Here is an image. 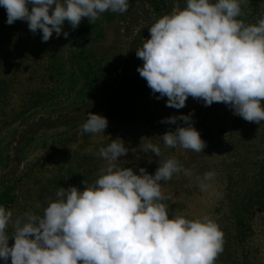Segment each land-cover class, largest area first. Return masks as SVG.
<instances>
[{
	"label": "clouds",
	"instance_id": "obj_1",
	"mask_svg": "<svg viewBox=\"0 0 264 264\" xmlns=\"http://www.w3.org/2000/svg\"><path fill=\"white\" fill-rule=\"evenodd\" d=\"M247 0H186L152 22L150 38L136 49L137 67L156 98L181 109L189 96L205 106L224 103L249 122L264 121V18L246 24ZM31 6V7H30ZM130 0H0L6 23L26 21L42 42L59 37L65 21L73 29L82 19L92 24L108 11L125 13ZM63 35L67 37L68 32ZM183 121L159 136L165 147L179 145L203 152L205 141L192 113L170 116L164 123ZM107 117L89 112L81 134L103 133ZM161 156L159 144L141 149ZM129 149L121 138L98 149L106 162L91 184L60 187L42 214L27 211L13 222V211L0 205V260L8 264H215L223 251L224 233L209 216L188 218L169 213L161 182L187 169L175 157L159 162L154 174L140 167L120 166ZM213 171L198 178L200 187ZM40 207L39 204L36 205ZM12 225V232L7 229ZM14 243L9 245V238Z\"/></svg>",
	"mask_w": 264,
	"mask_h": 264
},
{
	"label": "rangeland",
	"instance_id": "obj_2",
	"mask_svg": "<svg viewBox=\"0 0 264 264\" xmlns=\"http://www.w3.org/2000/svg\"><path fill=\"white\" fill-rule=\"evenodd\" d=\"M239 18L246 24L264 18V0H247ZM6 19V10L0 7V175L17 164L16 144L23 132L43 117L60 119L83 111L86 99L122 66L119 54L125 51L123 45L114 50V46L103 41V32L110 27L102 24L101 17L92 24L84 18L75 29L65 21L61 35L53 33L47 42H42L39 31L32 33L26 21L9 25ZM64 31L69 33L67 37ZM158 95L152 93L145 79L113 95L92 111L107 117L108 126L103 133L81 134L86 115L56 125L45 123L29 134L21 142V166L0 179V205L13 211V222L27 211L40 213L36 205L40 191L47 186L53 190L57 181L60 187L71 186L65 178L68 167L84 170L88 166L83 162L86 160L101 174L106 162L98 149L121 138L129 151L118 161L120 166L137 172L144 167L154 174L159 162L175 157L188 170V175L182 171L161 182L170 209L192 218L209 216L224 236V229L232 232L231 214L235 210L227 185L239 172L257 176L256 183L261 180L264 121H246L224 103L205 106L202 100L191 96L185 107L175 109L166 106L167 97L157 99ZM190 112L205 141L203 152L179 145L165 147L159 136L184 122L162 121ZM148 142L159 144L160 157L141 150ZM208 171L215 175L202 189L198 178ZM252 224L245 245L253 250L257 264H264V204L253 216ZM12 230L10 224L7 231ZM13 243L14 237H10L9 245ZM0 264L4 262L0 260Z\"/></svg>",
	"mask_w": 264,
	"mask_h": 264
},
{
	"label": "flooded vegetation",
	"instance_id": "obj_3",
	"mask_svg": "<svg viewBox=\"0 0 264 264\" xmlns=\"http://www.w3.org/2000/svg\"><path fill=\"white\" fill-rule=\"evenodd\" d=\"M185 7L186 0H130V6L125 13L120 14L108 11L100 16L102 18V24H106L107 28L110 27L109 30L103 32V41L105 40L110 47L114 46V50L123 45L125 51L123 54H119L123 60L122 66L113 73L110 80H107L98 87L96 94L86 99L87 102L83 106V111L93 106L95 107L94 109L99 108L122 89L131 85H137L144 80L137 71V67L143 64V61L136 56L137 47L143 43L144 39L150 38L148 28L152 22H155L164 14H169L173 10L183 9ZM112 88L113 90L107 94ZM94 109H91L90 112ZM44 118L46 117L41 119ZM44 124L45 121L41 122L39 126L41 127ZM39 126L36 128L39 129ZM29 136L28 134L22 141ZM21 142L19 147L20 157L23 146ZM15 159L17 163L18 158L16 157Z\"/></svg>",
	"mask_w": 264,
	"mask_h": 264
},
{
	"label": "trees",
	"instance_id": "obj_4",
	"mask_svg": "<svg viewBox=\"0 0 264 264\" xmlns=\"http://www.w3.org/2000/svg\"><path fill=\"white\" fill-rule=\"evenodd\" d=\"M83 162L88 165L84 170L80 167H68L67 176L65 177L70 181L71 186H76L79 189L86 187L84 181L91 184L100 175L96 171V167L90 166H94V164L86 160ZM148 172L153 174L150 171ZM237 177L239 178L235 180ZM260 178L261 180L256 183L257 176H249L245 172H239L235 178H230V185H227V189L230 191L228 198L232 209L235 210L231 214L233 216L231 223L232 232L224 229L227 233L224 236L223 251L217 256L215 264H257L256 255L245 244L253 225V216L264 204V174ZM63 182L66 181L63 180ZM54 186L53 190L47 186L40 191V199L37 202L40 205L38 210L40 214H42L43 208L47 206L50 200L56 199L55 194L60 188L59 181L54 183ZM68 187L70 186L65 187V189ZM166 201L164 202L166 203ZM174 212L177 213L176 210L169 208L170 214ZM186 216L192 218L190 215Z\"/></svg>",
	"mask_w": 264,
	"mask_h": 264
},
{
	"label": "water",
	"instance_id": "obj_5",
	"mask_svg": "<svg viewBox=\"0 0 264 264\" xmlns=\"http://www.w3.org/2000/svg\"><path fill=\"white\" fill-rule=\"evenodd\" d=\"M120 77V75H119ZM113 90V88L107 93L109 94L111 91ZM102 98V97H101ZM100 98V99H101ZM96 104V103H95ZM95 107H91L89 108L88 110H85L83 112H79V113H76V114H73V115H68V116H65L63 118H60V119H50V118H44V119H41V120H38L36 121L29 130L23 132L20 136H19V139H18V142L16 144V157L18 158L17 160V164L12 167L10 170H8L7 172H5L4 174L0 175V179L1 178H6L7 176L11 175L13 173V171L17 168H19L21 166V157H20V154H19V147H20V142L24 139V137H26L28 134H31L36 127H38L40 125L41 122L45 121V123L47 125H56V124H61L67 120H70V119H73V118H82V117H85L91 109H94Z\"/></svg>",
	"mask_w": 264,
	"mask_h": 264
}]
</instances>
